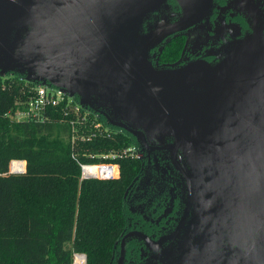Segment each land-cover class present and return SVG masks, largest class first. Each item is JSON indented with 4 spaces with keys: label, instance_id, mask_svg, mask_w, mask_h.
Segmentation results:
<instances>
[{
    "label": "water",
    "instance_id": "obj_1",
    "mask_svg": "<svg viewBox=\"0 0 264 264\" xmlns=\"http://www.w3.org/2000/svg\"><path fill=\"white\" fill-rule=\"evenodd\" d=\"M176 1L178 22L145 31L167 0H0V77L65 89L143 150L165 144L186 206L161 264H264V14L246 6L250 31L217 61L158 66L151 49L210 0Z\"/></svg>",
    "mask_w": 264,
    "mask_h": 264
},
{
    "label": "trees",
    "instance_id": "obj_2",
    "mask_svg": "<svg viewBox=\"0 0 264 264\" xmlns=\"http://www.w3.org/2000/svg\"><path fill=\"white\" fill-rule=\"evenodd\" d=\"M8 75L0 77V264H76L75 251L86 255L80 264H113L127 225L125 192L140 171V159L95 156L101 162L97 175L82 177L80 162L88 159L83 152L112 141L73 144L69 125L56 115L13 120L23 76ZM56 126L67 136H53ZM115 136L116 144L136 142L124 129ZM13 158L27 160L24 172H10Z\"/></svg>",
    "mask_w": 264,
    "mask_h": 264
},
{
    "label": "flooded vegetation",
    "instance_id": "obj_3",
    "mask_svg": "<svg viewBox=\"0 0 264 264\" xmlns=\"http://www.w3.org/2000/svg\"><path fill=\"white\" fill-rule=\"evenodd\" d=\"M167 4L168 10L162 8L145 21V31L147 23L158 21L161 27L170 28L180 20L182 8L177 1L167 0ZM248 5L264 14V0H210L208 8L198 13L190 25L168 34L151 49L153 63L166 66L197 59L217 61L222 45L250 31L245 15ZM86 109L107 122L103 114ZM138 150L141 168L125 192L127 225L119 238L113 264L121 255L125 233L128 235L123 240L120 264H161L160 254L173 240L171 235L186 206L184 182L165 144L152 140L147 150L139 145Z\"/></svg>",
    "mask_w": 264,
    "mask_h": 264
},
{
    "label": "built area",
    "instance_id": "obj_4",
    "mask_svg": "<svg viewBox=\"0 0 264 264\" xmlns=\"http://www.w3.org/2000/svg\"><path fill=\"white\" fill-rule=\"evenodd\" d=\"M9 75L1 77L6 78ZM23 79V78H22ZM20 87V94L15 103L13 118L16 120H37L44 121L56 115L61 122L69 125V140L79 146L86 141L107 139L111 140L110 146L105 143L97 151L87 150L84 155L88 159L80 162L82 177L97 175V167L100 168L101 162L95 160L98 156L101 160H117L124 157H138L139 150L136 142L118 141L115 133L123 129L111 126L108 122L99 117L95 112L82 107L78 101L69 97L65 89L51 84L30 83L23 79ZM2 88L5 82L2 81ZM10 114V113H8ZM54 119V118H53ZM16 162V169L11 168L12 172H24L26 162L22 158L12 160V166ZM110 165V164H108ZM10 171V172H11ZM86 255L84 252H73V263H84Z\"/></svg>",
    "mask_w": 264,
    "mask_h": 264
},
{
    "label": "rangeland",
    "instance_id": "obj_5",
    "mask_svg": "<svg viewBox=\"0 0 264 264\" xmlns=\"http://www.w3.org/2000/svg\"><path fill=\"white\" fill-rule=\"evenodd\" d=\"M13 120H16V119H13ZM52 135L53 136H56V135H64V136H67L66 135V132H64L63 130H62V128L61 127H58V126H56L52 131ZM60 132V133H59ZM13 159H16V158H13ZM12 159V160H13ZM23 159V158H22ZM12 160L10 161V165H9V170L11 171V168H12ZM25 160V162H26V167H27V160L26 159H24ZM79 252H81V251H79Z\"/></svg>",
    "mask_w": 264,
    "mask_h": 264
},
{
    "label": "bare ground",
    "instance_id": "obj_6",
    "mask_svg": "<svg viewBox=\"0 0 264 264\" xmlns=\"http://www.w3.org/2000/svg\"><path fill=\"white\" fill-rule=\"evenodd\" d=\"M94 167H97V171H98V166H94Z\"/></svg>",
    "mask_w": 264,
    "mask_h": 264
}]
</instances>
